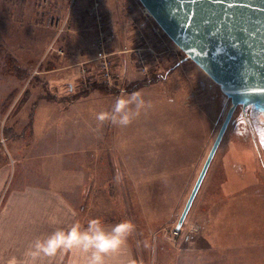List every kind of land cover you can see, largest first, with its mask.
Returning a JSON list of instances; mask_svg holds the SVG:
<instances>
[{
  "label": "rangeland",
  "instance_id": "rangeland-1",
  "mask_svg": "<svg viewBox=\"0 0 264 264\" xmlns=\"http://www.w3.org/2000/svg\"><path fill=\"white\" fill-rule=\"evenodd\" d=\"M77 2L72 0V3ZM126 4L125 27L119 28L118 42L119 46L127 45L132 51L121 55L123 62L117 63L118 84L107 87L80 73L81 61L85 62L89 59L86 57H90L86 34L74 35L69 30H74L71 22L78 18L86 28L87 23H91L83 10L76 17L68 0H0V163L8 158L18 159L31 150L23 147L32 145L30 111L44 100L55 99L68 104L92 94L127 98L138 91L145 101H177L185 110L203 111L211 127L210 142L204 146L188 184L180 188L182 192L177 203L143 204L136 187L125 178L124 183L129 182L130 186L112 182L111 201L105 204L109 214L80 218L78 222L85 226L93 219L118 223L131 221L135 231L128 240L135 264H264V163L261 162L264 151L253 137L251 108H247L246 114L240 107L233 111L202 186L180 230L175 231L176 220L190 193L193 179L230 102L207 75L190 60L184 59L185 55L163 35L154 19L143 17L138 0H128ZM49 20L63 21L55 29L49 26ZM144 21L146 25H143ZM129 22L128 41L126 31ZM136 26L142 28L146 39L148 37V46L155 45L156 32L165 44L158 51L163 71L160 79L154 78L153 75L158 74L153 70L146 75L138 70L133 50L143 47L140 52L149 59L148 52L153 48L135 39ZM63 49L65 54H62ZM67 67L71 68L68 81L72 83L73 93H69L70 85L67 83L60 88L54 87L53 79L60 77L61 71ZM121 67L125 68V73ZM241 121L248 126L247 135L239 127ZM171 205L170 213L163 218L152 219L149 215L151 211L170 208ZM82 209L86 212L84 205ZM208 245L211 251L204 261L206 256L196 250ZM191 250L196 251L194 257L187 253Z\"/></svg>",
  "mask_w": 264,
  "mask_h": 264
},
{
  "label": "crops",
  "instance_id": "crops-1",
  "mask_svg": "<svg viewBox=\"0 0 264 264\" xmlns=\"http://www.w3.org/2000/svg\"><path fill=\"white\" fill-rule=\"evenodd\" d=\"M88 1L78 0L76 4L68 0V5H72L77 17ZM125 2L128 0H100L106 23L115 36V48L120 47L119 28L125 27V8L129 6ZM78 19H72L74 30L69 31L74 35L86 34L87 54L90 52L86 59L90 60L94 29L90 22L86 28ZM127 27L129 41L130 22ZM65 53L63 49L62 54ZM118 62H123L121 57ZM70 69L61 71L64 79L58 76L53 80L57 88L69 84L68 91L73 93L68 81ZM153 76L161 78L160 74ZM118 98L124 97L92 94L68 104L44 100L30 111L32 145L23 147L31 150L18 159L8 158L0 163V264H25L26 252L38 239L57 229L68 230L80 218L109 214L105 204L111 201L113 181L123 187L130 186L129 182L124 183L125 178L132 182L143 204L177 203L180 188L188 184L204 146L210 142V120L203 111L185 110L179 102L163 99L141 109V114L127 127L101 124L97 115L111 112ZM14 138L17 140V136ZM171 207L151 211L149 215L152 219L163 218ZM101 223L106 229L118 224ZM208 247L195 249L206 256L204 261L211 251ZM195 250L187 253L194 257ZM72 260L73 255L68 253L62 259L58 255L52 264H72ZM134 261L129 240L120 253L109 258V264H135Z\"/></svg>",
  "mask_w": 264,
  "mask_h": 264
},
{
  "label": "water",
  "instance_id": "water-1",
  "mask_svg": "<svg viewBox=\"0 0 264 264\" xmlns=\"http://www.w3.org/2000/svg\"><path fill=\"white\" fill-rule=\"evenodd\" d=\"M230 102L175 225L180 230L237 107L264 116V0H138Z\"/></svg>",
  "mask_w": 264,
  "mask_h": 264
},
{
  "label": "clouds",
  "instance_id": "clouds-1",
  "mask_svg": "<svg viewBox=\"0 0 264 264\" xmlns=\"http://www.w3.org/2000/svg\"><path fill=\"white\" fill-rule=\"evenodd\" d=\"M151 107L140 92L127 98H118L111 112H101L96 119L103 124L127 127L141 114V109ZM264 163V159L261 160ZM135 231L131 221H122L106 229L98 219L88 221L86 227L73 223L68 230L57 229L44 239H38L26 252L25 264H52L58 255H73L72 264H109V258L120 253Z\"/></svg>",
  "mask_w": 264,
  "mask_h": 264
},
{
  "label": "built area",
  "instance_id": "built-area-1",
  "mask_svg": "<svg viewBox=\"0 0 264 264\" xmlns=\"http://www.w3.org/2000/svg\"><path fill=\"white\" fill-rule=\"evenodd\" d=\"M141 11L146 20L152 19L142 6ZM87 14L94 29V36L91 43L93 58L80 65V73L85 74L88 79L98 80L107 87H113L118 84L119 75L116 73V66L119 57L130 53L132 50L129 49L127 45L118 48L114 47L115 36L106 23L99 0L90 1V4L87 6ZM63 23H66V21L64 20ZM133 23L135 24V22ZM146 23L147 22L144 21L143 25H146ZM48 24L52 28L57 29L60 25V21L49 20ZM156 33L158 38L155 36V45L148 46V37L146 39L142 28L136 26L135 39L137 38L140 44L145 43L147 47L153 48L152 52H148V55L151 56L149 59L140 52L141 49H144L143 47L133 50L136 56L135 61L138 64V70L144 75L148 74L151 70H153L155 74H161L163 72L160 69L161 53L158 51H161L165 44L161 40L158 32ZM58 52L60 53L61 51ZM148 60L151 62H148ZM175 231L177 232L179 230L175 229Z\"/></svg>",
  "mask_w": 264,
  "mask_h": 264
},
{
  "label": "trees",
  "instance_id": "trees-1",
  "mask_svg": "<svg viewBox=\"0 0 264 264\" xmlns=\"http://www.w3.org/2000/svg\"><path fill=\"white\" fill-rule=\"evenodd\" d=\"M90 1L91 0L88 1V3L86 4L85 10H83L85 12V15H86V17L88 19H89V16L87 14V6L90 4ZM101 9H102V7H101ZM89 21H90V19H89ZM163 35H164V33H163ZM154 78H158V76H156ZM253 123H254V125H252L253 131H254V136L253 137H255V140H257L256 142L259 144V146L264 151V121H262V122L260 121L259 122V120H256L255 116H253ZM29 125H31V122H30ZM239 125H240L239 127H241L243 129V134L244 135H247L248 134V130H247L248 129V126H247L246 122L245 121H241V122H239Z\"/></svg>",
  "mask_w": 264,
  "mask_h": 264
},
{
  "label": "flooded vegetation",
  "instance_id": "flooded-vegetation-1",
  "mask_svg": "<svg viewBox=\"0 0 264 264\" xmlns=\"http://www.w3.org/2000/svg\"><path fill=\"white\" fill-rule=\"evenodd\" d=\"M240 109H241V111H243L244 114L247 113V109H243V108H241V107H240ZM250 111L252 112V113H251V116H252V117L255 116L256 120H259V122H260V121H261V122L264 121V116H263V115H261V114L255 112L254 110H250Z\"/></svg>",
  "mask_w": 264,
  "mask_h": 264
}]
</instances>
